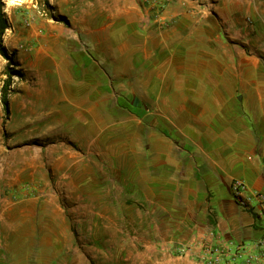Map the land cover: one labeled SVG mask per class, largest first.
Instances as JSON below:
<instances>
[{"label":"crops","instance_id":"crops-1","mask_svg":"<svg viewBox=\"0 0 264 264\" xmlns=\"http://www.w3.org/2000/svg\"><path fill=\"white\" fill-rule=\"evenodd\" d=\"M107 7L30 56L13 133L49 142L0 169V185L73 188L96 226L106 218L149 251L213 237L251 249L264 222L231 185L264 192V0H174L158 21L136 0ZM102 197L137 214H100ZM14 208L0 192V217Z\"/></svg>","mask_w":264,"mask_h":264},{"label":"rangeland","instance_id":"rangeland-1","mask_svg":"<svg viewBox=\"0 0 264 264\" xmlns=\"http://www.w3.org/2000/svg\"><path fill=\"white\" fill-rule=\"evenodd\" d=\"M0 1L9 20L5 44L9 53L14 56L17 64L15 69L24 73V77L13 76L11 95L20 89V85L26 84L28 79L32 82V71L27 63L30 56L42 50L48 37L55 39L59 36H81L78 24L84 18H90L88 16L91 14L105 12L107 6L114 2ZM136 1L140 4V11L145 12L142 0ZM76 40L72 41L70 46H75ZM7 65L8 60L0 55V169L8 172L16 165L21 167L23 163L20 158L33 153L32 148L41 149L49 140L40 138L21 143V139L13 133L11 113L9 117L6 115L2 103V89L8 78ZM25 132L26 129L21 130L18 135L23 138ZM71 146L72 150L79 149L73 142ZM103 189L105 190V186ZM0 192L2 197L17 207V211L14 208L0 217V264H205L188 256L173 254L166 249L163 253L160 246L156 252L149 251L142 241V236L135 232L113 235L110 232L112 229L107 226L106 218L100 219L96 226L92 221L96 208L87 202H76L73 188L10 183L6 182V178H2ZM106 201V197L100 198V214L111 213L113 210L127 215L137 214L129 202L115 203L116 207L113 208L110 205L112 203ZM15 226L19 228L18 240L14 232ZM177 241L180 240L174 242Z\"/></svg>","mask_w":264,"mask_h":264},{"label":"built area","instance_id":"built-area-1","mask_svg":"<svg viewBox=\"0 0 264 264\" xmlns=\"http://www.w3.org/2000/svg\"><path fill=\"white\" fill-rule=\"evenodd\" d=\"M173 1L142 0V6L149 19L158 21ZM231 189L238 204L246 210L256 211L264 222V192H256L251 198L246 197L244 193L247 187L241 179L234 180ZM166 250L173 254L191 257L205 264H264V235L255 242L251 249L244 245H237L232 250L227 245L215 241L213 237L212 240L177 241Z\"/></svg>","mask_w":264,"mask_h":264},{"label":"trees","instance_id":"trees-1","mask_svg":"<svg viewBox=\"0 0 264 264\" xmlns=\"http://www.w3.org/2000/svg\"><path fill=\"white\" fill-rule=\"evenodd\" d=\"M9 27V20L3 10V4L0 1V55L8 60V65L6 68V74L8 78L5 80L3 89H2V103L4 105V109L6 115L9 117L10 115V89L12 85L13 76L17 75L20 77H24V73L22 70L15 69L16 63L14 60V56L9 53L6 44H5V33L7 28Z\"/></svg>","mask_w":264,"mask_h":264}]
</instances>
